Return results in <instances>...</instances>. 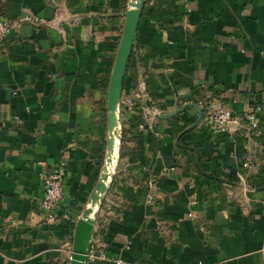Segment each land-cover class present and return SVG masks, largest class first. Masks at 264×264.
I'll return each instance as SVG.
<instances>
[{
  "label": "crops",
  "instance_id": "crops-1",
  "mask_svg": "<svg viewBox=\"0 0 264 264\" xmlns=\"http://www.w3.org/2000/svg\"><path fill=\"white\" fill-rule=\"evenodd\" d=\"M130 1L0 0L12 23L0 42V264H70L107 160ZM233 100L239 112L262 108L257 132L209 130L204 107ZM187 104L201 108L198 123L192 106L169 117ZM117 112V159L85 264H113L91 258L99 253L124 264H264V0H144ZM59 164L64 197L49 225L37 204Z\"/></svg>",
  "mask_w": 264,
  "mask_h": 264
},
{
  "label": "built area",
  "instance_id": "built-area-1",
  "mask_svg": "<svg viewBox=\"0 0 264 264\" xmlns=\"http://www.w3.org/2000/svg\"><path fill=\"white\" fill-rule=\"evenodd\" d=\"M184 7H188L189 0H181ZM56 14L60 13L56 8ZM23 22H32L35 25L42 24L43 21L39 18H31L25 16L22 18ZM12 28V23L0 15V42L4 41ZM232 104L225 105H207L204 107V118L211 132L219 135H227L234 127H243L246 131L255 133L259 130L258 116L263 111L258 105H254L250 110L239 112L233 109L232 105L236 101H232ZM122 104L129 110L133 108V101L130 98H124ZM243 169H250L253 167V162L245 160L242 164ZM63 176V164L46 169L43 175L42 197L38 201L37 209L47 224L53 225L57 222V208L64 197V191L62 186ZM239 180L243 181L242 176ZM192 217V214H189ZM264 255V249L262 250ZM91 258L97 262L105 263L112 262L113 264H124L120 259L110 260L104 253H99L91 256Z\"/></svg>",
  "mask_w": 264,
  "mask_h": 264
},
{
  "label": "water",
  "instance_id": "water-1",
  "mask_svg": "<svg viewBox=\"0 0 264 264\" xmlns=\"http://www.w3.org/2000/svg\"><path fill=\"white\" fill-rule=\"evenodd\" d=\"M143 4L144 0H139L138 9L131 10L130 8L125 15L122 40L109 84L108 123L111 134L108 143L107 160L105 162L100 180L97 183L94 193L90 198V206L83 212L81 219L76 225L73 236V252L70 259V264H85L87 261L88 243L95 217L94 209L102 202L103 195L107 191V181L110 178L112 166L116 161H112L109 156L114 150V138L118 136L115 130L117 128V111L120 105L121 84L133 44L136 40L138 20ZM187 106H192L198 111V123L202 117V110L195 104H187L186 106L180 108L177 112L171 114L169 117L179 114Z\"/></svg>",
  "mask_w": 264,
  "mask_h": 264
},
{
  "label": "bare ground",
  "instance_id": "bare-ground-1",
  "mask_svg": "<svg viewBox=\"0 0 264 264\" xmlns=\"http://www.w3.org/2000/svg\"><path fill=\"white\" fill-rule=\"evenodd\" d=\"M135 3H133V2ZM134 6H133V5ZM138 7H139V0H136V2H135V0H131L130 1V8H131V10H137L138 9ZM117 146H118V141H117V139L116 138H114V150H113V152L110 154V158H111V160L112 161H115L117 158Z\"/></svg>",
  "mask_w": 264,
  "mask_h": 264
},
{
  "label": "rangeland",
  "instance_id": "rangeland-1",
  "mask_svg": "<svg viewBox=\"0 0 264 264\" xmlns=\"http://www.w3.org/2000/svg\"><path fill=\"white\" fill-rule=\"evenodd\" d=\"M135 2H136V0H135Z\"/></svg>",
  "mask_w": 264,
  "mask_h": 264
}]
</instances>
